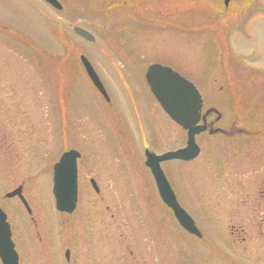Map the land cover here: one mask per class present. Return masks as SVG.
<instances>
[{
    "label": "rangeland",
    "instance_id": "obj_1",
    "mask_svg": "<svg viewBox=\"0 0 264 264\" xmlns=\"http://www.w3.org/2000/svg\"><path fill=\"white\" fill-rule=\"evenodd\" d=\"M59 1L64 7L57 11L42 0H0V11L14 20L23 35L26 29L42 44L25 48L0 43V95L21 86L12 79L17 71L26 73V87L35 88V57L41 62L44 157L40 167L52 168L53 137L58 154L81 147L83 156L90 157L89 166L84 162L80 170L73 213L63 214L55 208L52 173L47 169L39 178L41 186L28 192L43 218V251L37 264H264V221L256 217L262 211L253 207L255 213L252 209L250 213L243 206L229 176L233 171L251 200L259 203L255 198L261 195L258 189H264V156L259 151L264 133L243 145L221 131L203 132L197 139L201 151L196 159L164 163L177 199L195 218L201 239L178 222L160 197L144 164L141 144L150 133V150L163 154L185 145V131L151 93L146 98L149 110L137 103L135 93L127 91H121L127 112L122 106L110 108L80 61L81 55L86 56L112 93L122 90L115 62L121 64L134 88L142 90L147 89L144 74L148 65L170 64L186 79L197 82L206 108L216 107L227 119L233 106L241 112L247 109L251 120H263L264 0H229L227 5L226 0ZM0 19L8 22L5 16ZM74 26L88 30L95 41L80 36ZM61 42L70 46L62 47ZM20 55L27 59L24 72L17 67ZM60 65L63 71L58 74ZM16 110L23 112V108ZM17 116L11 129L21 137L28 124ZM218 127L225 126L219 123ZM36 167L27 160L24 175L28 181ZM95 174L104 182L101 193L88 181ZM20 177H10L8 191ZM237 210L244 216L250 214L248 222H235ZM66 249H70L71 262L66 260ZM22 259V264L36 263L28 255Z\"/></svg>",
    "mask_w": 264,
    "mask_h": 264
},
{
    "label": "flooded vegetation",
    "instance_id": "obj_2",
    "mask_svg": "<svg viewBox=\"0 0 264 264\" xmlns=\"http://www.w3.org/2000/svg\"><path fill=\"white\" fill-rule=\"evenodd\" d=\"M42 1L46 4H48L46 1H44V0H42ZM48 5L53 7L55 10L58 11V9L55 8L54 6H52L50 4H48ZM39 10H40V12H42L41 9H39ZM0 13L2 14L0 17L5 16L7 19L6 21H8L7 23H5L4 21H1V19H0V36H1L0 37V43H3L4 45L8 44V45L19 46V47L25 46V48H27L29 46H34V48L42 46L41 40H39L38 36L33 35L32 32H30L26 29H24L23 32L25 34L23 35L21 28L14 22L13 19L9 18L6 14H4L1 11H0ZM45 17L48 21H53V19L51 17H48L47 14H45ZM73 29H74V27H73ZM51 36L54 37L52 34H51ZM61 43H62V47L67 46V48H68L70 46V44L68 42H61ZM33 51L35 52V50H33ZM18 58H19V61L17 62V64H18L17 67L21 71V68H22V70L25 68V65H26L25 63H26L27 59H26V57L22 58L21 55ZM20 59L22 62H20ZM70 59L73 61V57H70ZM34 60H35V70H36V73L38 75V78L35 75L36 87L33 88L34 90L30 87H26V81H25L27 79L26 73H21V72L17 71L16 76L12 77V79L13 78L17 79L18 80L17 84L21 85V86L20 87H14V88H12L11 91H15V92L17 91L20 93L19 94L11 93L10 89H8L10 92H8V90H5L3 93H1L2 95H0V210L2 211V214L4 217L3 221L0 224H1V230L4 228L5 223L9 227V230L11 232V240L13 242L14 249H15L17 256H18V264H22V262H23L22 258L24 257V255H28L31 259V262H36L35 264H37L38 261H41V254L43 251L42 250V247H43V233H42L43 218L41 217L42 215H41L40 209L36 208L37 205L34 203L32 198L28 194V192L33 191V190L36 191L38 189V187L41 186V184L39 182V178L43 175L44 169H47V171H51L52 180H53V178H54V166L59 161L60 156L62 155V154L57 153V149H56L57 143H55L56 141L53 140L54 139V137H53V139L51 140V142L54 144V146L52 147V149H54L52 151V153H53V155L55 154V158L53 160V164H51L52 168L40 167L42 164L41 163L42 157H44L42 147H41L42 145H41V141H40L41 136H42L43 121H42V111L40 108L41 103H42V97H41L42 93H41V88H40L41 74H38L39 73L38 67L41 64V62L37 57H35ZM120 63H122V61H120ZM65 66H66L67 70H70V67L67 65V63ZM82 66H83V64H82ZM149 66L150 65H148V67ZM168 66L172 67L175 70V68L172 65L169 64ZM148 67H147L145 74H144V79H145V83L147 85V89L142 90V88H134L131 78L130 77L127 78L126 74L121 70V68H122L121 64L115 62L114 63V69L117 71V73L119 75V78L117 76V80L119 82V85H121L120 87H122V90H118V93H112L111 91H109L107 89V87H105L106 92H107V96H105L94 85L93 81L91 80V78L87 74L85 67L83 66L88 79L90 80L92 85L95 87L96 91L102 96V98L106 102L111 104L110 108H113L114 106H119V107L122 106L125 109V111H126V108H125L126 101L123 98L121 91H124V93L126 91L130 92V93H135L137 95V98H136L137 103L144 105L146 107V109L149 110L150 106H149L146 98L148 95H150L149 93L152 94V92H151V89L148 86V83L146 80V72L148 70ZM62 69H63V67H62ZM62 69H61V65H60V69L58 70V74L62 73V71H63ZM175 71H177L181 75H183L179 69H177ZM23 72H24V70H23ZM100 79H101L102 83L105 85L103 79L102 78H100ZM23 81L25 82L24 87H22ZM196 83H194V84L198 88V90L200 91L202 98H203V108H202V115H203V114H205V112L209 108L212 107V105L207 107V108L205 107L206 101H205V98L203 95L204 93L200 89L199 85H197ZM219 89L222 90L223 87H219ZM3 90L4 89H2V91ZM228 93L229 94L232 93L233 95H236L235 91L233 89H228ZM11 95L12 96L19 95L21 98L16 100V98L14 97L11 100V98L9 97ZM230 96H232V95H230ZM153 97L155 98L154 95H153ZM140 98H141V100H140ZM143 98H144V102H143ZM21 99H22L23 103H19L21 101ZM155 100L157 101L156 98H155ZM16 108H18V110L20 108L21 109L23 108V112L19 113L16 110ZM230 110L232 112H230V111L228 112V118L227 119H225V117H224V115L226 116V114L224 112H220V111H219V113L218 112L217 113L211 112L210 114L207 115L206 120H204L203 117H201L200 121L198 122V125H202L206 121V124L208 126V129L206 130V132H209V129L211 127L213 129H223L220 133L225 134L226 137L229 139L237 137L235 139L236 140L240 139L239 141H242L243 145H246L247 142L249 143L250 142L249 139L259 137L262 135V133H264V117L263 116H262L263 120H259V121L258 120H251L254 118H252L251 115L248 114L247 109L242 110V112H241L240 109L234 108L233 106H231ZM151 113L148 114L149 117H151ZM17 114H19L21 120L24 121L23 124L24 123L28 124L27 130L24 132V136H21V137H17V136H20V134L17 133V131L12 130L13 129L12 125H15L14 120H15V116H17ZM123 114L126 115L125 112H123ZM166 115L168 116L167 113H166ZM10 116L12 117L13 121H11L12 119H10ZM112 117H113V114H112ZM18 119H19V117H18ZM112 120H114V119H112ZM16 123H18V122L16 121ZM19 123H21V122H19ZM174 123H176V122H174ZM219 123L224 124V126L227 129H225V127H223V128L218 127ZM177 125L180 128H182V130H184L186 133L187 138H186L185 145L179 147V148H183V147L187 146V140H188L187 130L183 129V127L180 126L179 124H177ZM151 126H152V124H151ZM112 127L113 126L110 122L109 128H112ZM153 127L155 128V126H152V129H153ZM257 127H258V129H257ZM52 129H53V131H55V134H57V130H56L57 127H54L53 124H52ZM154 133L151 134L152 139L154 138ZM199 135L200 134L196 135V142H197ZM149 137H150V133L146 134L144 136L143 141H141V140L140 141H141V144H143V146L145 148L144 149V155H145L144 164L147 167V169L149 170L151 176L153 177V179L155 181V178L153 176L151 169L146 165V152L151 151L148 144H147L148 143L147 139ZM39 142H40V144L38 145ZM238 143H241V142H238ZM197 144L200 147L198 142H197ZM260 144H261V146L264 145V137H263V140L261 137V143ZM179 148H177V149H179ZM69 149H76L80 152V156L77 160L78 181H79L80 170H82L81 167H84L85 163L87 166H89L87 161L90 160V157H88V155H87V157L83 156L86 154H85L84 149L81 147H78V148L77 147H75V148L69 147L65 151H67ZM174 150H176V149H174ZM65 151H63V152H65ZM200 151H201V147H200ZM259 151L261 154H263L262 156H264V146L262 147V152H261V150H259ZM151 152H153V151H151ZM158 155H160V154H158ZM196 158H194V159H196ZM194 159H192L190 161H186V160H177V161H181V163H189V162L193 161ZM245 159H247V157ZM27 160L32 162V163L37 164V167L34 168L35 174L33 177H31L32 181H30L31 179L28 181V179H26L25 178L26 176L24 175L25 174L24 166L27 164ZM248 161L250 162V159H248ZM166 162H168V161L161 162V167H162L163 171H165L163 165ZM102 167L104 169V165H102ZM166 172H165V175L169 179ZM11 176H21V177H20V179H14L15 184L13 183L14 184L13 187L11 188L10 191H8L7 188H9V186L11 185L10 184V181H11L10 177ZM229 176H230V180L235 183L234 187L236 189L234 191L235 192L238 191L240 193L239 196H242V198H243V206L246 207L250 213H251V209L255 213V209L253 207H259L262 211L261 212L262 215H257L256 217H259L260 219H262V221H264V189L263 190L258 189L260 191L261 195L259 198H257V197L255 198L259 201V203H256V202L251 200V194H249L248 192H245L244 187H242V185H241V183H243L242 180L240 178H238L237 175H234L233 171L231 172V175H229ZM101 179L102 178H100V174H95L93 176L90 175L88 177V181L90 182L92 188L97 193H101L100 192L102 190L101 187H103V185H104V182ZM262 181H264V180H262ZM262 184L264 186V183H262ZM155 185L157 186L156 181H155ZM4 186H6V188L3 189L2 187H4ZM244 186H245V184H244ZM16 190L19 191L20 194H16L14 196L8 195V194H10ZM228 191L232 192L233 187L231 186V188ZM183 202L186 203V201H184V200H183ZM181 205L183 206L182 203H181ZM235 214H236L234 216L236 218L235 222H237V223H245L246 221L248 222L249 217H250L249 216L250 214H248V216L247 215H245V216L241 215L238 210L235 212ZM194 220H195V218H194ZM195 222H196V220H195ZM232 230H234V229L232 228ZM241 230L243 231V229H241ZM242 231H241V233H242ZM231 232H232L233 236L237 237L236 235L238 233H236L235 230L231 231ZM201 239H203V234L201 236ZM236 239H238V237ZM242 240L244 241L245 238L242 237ZM206 243L210 244L207 241H206ZM23 252H26L27 254H24ZM65 257H66V260L68 262L69 261L71 262L70 249H66ZM0 264H4L1 257H0ZM23 264H25V261Z\"/></svg>",
    "mask_w": 264,
    "mask_h": 264
},
{
    "label": "water",
    "instance_id": "obj_3",
    "mask_svg": "<svg viewBox=\"0 0 264 264\" xmlns=\"http://www.w3.org/2000/svg\"><path fill=\"white\" fill-rule=\"evenodd\" d=\"M45 1L55 8L62 9V5L58 0ZM228 2L229 0L225 1L226 5ZM74 30L87 40L95 41V37L88 30L79 26H75ZM81 61L95 86L107 96L105 87L91 62L84 55L81 56ZM146 80L152 93L164 110L183 129L187 130L188 134L187 146L184 148L168 151L161 155L147 151L146 165L153 173L160 197L172 209L178 222L190 233L201 237V232L197 228L193 218L179 204L176 194L161 167V162L167 160H192L198 156L200 148L195 141V136L208 129L205 122L202 125H198L202 117L203 102L201 95L192 82L174 71L171 67L159 63L151 64L148 67ZM211 112L217 113L218 110L216 108L208 109L203 114V118L205 119ZM216 131L222 130L213 129L212 127L209 129L211 134ZM79 156L80 153L77 150H68L62 154L60 160L54 166L53 195L56 201V208L61 212L72 213L77 206V158ZM16 194H20L19 191L16 190L8 195L14 196ZM3 218L0 210V223L3 221ZM0 257L4 264H18V256L11 240V232L6 223L2 230L0 224Z\"/></svg>",
    "mask_w": 264,
    "mask_h": 264
},
{
    "label": "bare ground",
    "instance_id": "obj_4",
    "mask_svg": "<svg viewBox=\"0 0 264 264\" xmlns=\"http://www.w3.org/2000/svg\"><path fill=\"white\" fill-rule=\"evenodd\" d=\"M202 117H203V115H202ZM206 118H207V116L205 117V119H204V118H203V119L206 120ZM205 123H206V121H205ZM200 232H201V231H200ZM201 236H202V234H201Z\"/></svg>",
    "mask_w": 264,
    "mask_h": 264
}]
</instances>
